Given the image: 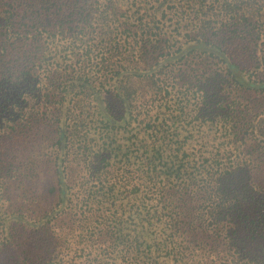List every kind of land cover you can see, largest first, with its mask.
Instances as JSON below:
<instances>
[{"label":"trees","instance_id":"trees-1","mask_svg":"<svg viewBox=\"0 0 264 264\" xmlns=\"http://www.w3.org/2000/svg\"><path fill=\"white\" fill-rule=\"evenodd\" d=\"M0 264H264V0H0Z\"/></svg>","mask_w":264,"mask_h":264}]
</instances>
